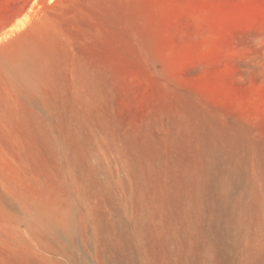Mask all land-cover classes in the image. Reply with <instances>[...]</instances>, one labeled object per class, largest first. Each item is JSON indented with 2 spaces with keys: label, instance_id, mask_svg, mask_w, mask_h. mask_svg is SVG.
Here are the masks:
<instances>
[{
  "label": "rangeland",
  "instance_id": "1",
  "mask_svg": "<svg viewBox=\"0 0 264 264\" xmlns=\"http://www.w3.org/2000/svg\"><path fill=\"white\" fill-rule=\"evenodd\" d=\"M0 264H264V0H0Z\"/></svg>",
  "mask_w": 264,
  "mask_h": 264
}]
</instances>
